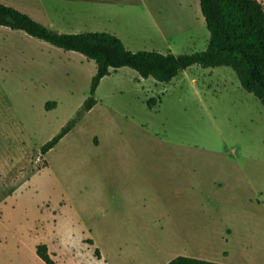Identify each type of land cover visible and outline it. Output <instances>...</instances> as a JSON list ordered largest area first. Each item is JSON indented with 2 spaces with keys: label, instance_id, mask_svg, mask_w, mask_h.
<instances>
[{
  "label": "rangeland",
  "instance_id": "374dc122",
  "mask_svg": "<svg viewBox=\"0 0 264 264\" xmlns=\"http://www.w3.org/2000/svg\"><path fill=\"white\" fill-rule=\"evenodd\" d=\"M0 2L59 32L119 35L131 51L192 53L209 38L203 25L187 29V9H85L96 14L87 20L65 0ZM95 68L0 26V264H43L37 243L62 264H164L224 250L237 264H264L261 103L226 66L192 65L165 83L121 67L40 154L90 96Z\"/></svg>",
  "mask_w": 264,
  "mask_h": 264
},
{
  "label": "trees",
  "instance_id": "16d2710c",
  "mask_svg": "<svg viewBox=\"0 0 264 264\" xmlns=\"http://www.w3.org/2000/svg\"><path fill=\"white\" fill-rule=\"evenodd\" d=\"M201 14L209 38L206 48L183 54L158 51H131L115 35L104 32L64 33L34 20L27 14L0 2V26L24 32L54 47L74 51L94 61L95 72L88 96L75 116L59 132L40 147L46 154L66 135L79 118L96 103L95 90L110 70L128 67L142 78L169 82L192 65L201 68L229 67L240 86L252 94L264 107V6L259 0H199ZM153 104V100L148 106ZM46 109L55 103H47ZM88 244H92L89 240ZM36 256L44 264H61L52 257L46 243L34 246ZM94 256L100 259L97 248ZM164 264H221L203 259L178 255Z\"/></svg>",
  "mask_w": 264,
  "mask_h": 264
},
{
  "label": "crops",
  "instance_id": "0c3cea01",
  "mask_svg": "<svg viewBox=\"0 0 264 264\" xmlns=\"http://www.w3.org/2000/svg\"><path fill=\"white\" fill-rule=\"evenodd\" d=\"M65 2L67 4L73 6L76 9H82V15L86 16L87 20L95 19L96 14L93 15V13H87V12L85 13L84 12L85 9H122V8H126V9H180V11H181V9H187V13L189 14L190 17H192L191 19H189V21L191 23L190 24L187 23V25H188L187 29L192 31V30H194L195 25H198L197 26L198 28L200 25L205 26V21H204L202 14H201V11H200L199 0H65ZM148 15L153 19V16L149 11H148ZM84 16H82V18H84ZM155 35H157L158 38L164 39L165 43L167 45L172 43V40L175 38V36H172L175 34H172L170 37H166L165 32L158 29V27L156 29ZM140 36L144 37L145 39H149V40H150V38L154 37L153 33L149 34L148 32L145 34H141ZM117 37L119 38L120 36L117 35ZM189 38L193 39L194 37L189 35ZM119 39H121V38H119ZM167 49H168V51H170L172 53L169 46ZM89 240H91V239H89ZM46 244L48 246L49 252L52 254V257L55 260H57L56 259L57 255L54 252V249L52 248L51 244L50 243H46ZM89 245H93V241H92V244H89ZM99 254H100V259H101V257H102L101 253L99 252ZM228 254H229V252L227 250H224L223 252H221L220 255L215 254V253H211L208 251H205L202 254H196L194 256L193 255L190 256L191 254H184V255H186L188 257L203 259V260H207V261H211V262H217V263H221V264H237L235 261L229 260ZM34 256L38 260H40L36 256L35 252H34ZM246 264H248V263H246Z\"/></svg>",
  "mask_w": 264,
  "mask_h": 264
}]
</instances>
